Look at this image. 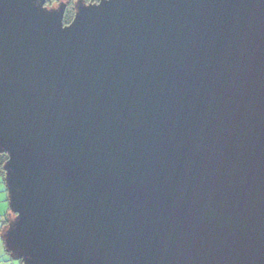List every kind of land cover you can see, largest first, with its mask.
Masks as SVG:
<instances>
[{
	"label": "water",
	"instance_id": "water-1",
	"mask_svg": "<svg viewBox=\"0 0 264 264\" xmlns=\"http://www.w3.org/2000/svg\"><path fill=\"white\" fill-rule=\"evenodd\" d=\"M0 0L5 251L22 264H264V0Z\"/></svg>",
	"mask_w": 264,
	"mask_h": 264
},
{
	"label": "rangeland",
	"instance_id": "rangeland-1",
	"mask_svg": "<svg viewBox=\"0 0 264 264\" xmlns=\"http://www.w3.org/2000/svg\"><path fill=\"white\" fill-rule=\"evenodd\" d=\"M63 1L66 2L67 0H63ZM76 1L77 0L71 1L73 6L71 5V7L69 8L70 11L73 9ZM85 3L87 4L88 2H85ZM45 6L56 7L57 3H53L51 5H45ZM74 11H75V8H74ZM12 216L13 215L9 213L8 201H7V191L5 188V184L3 182V178L0 177V264H20L19 260H14L9 257V254L5 251L3 240H2V232L6 226V225H3L5 222V219H10Z\"/></svg>",
	"mask_w": 264,
	"mask_h": 264
},
{
	"label": "trees",
	"instance_id": "trees-1",
	"mask_svg": "<svg viewBox=\"0 0 264 264\" xmlns=\"http://www.w3.org/2000/svg\"><path fill=\"white\" fill-rule=\"evenodd\" d=\"M68 3H67V7L65 9V13H64V18H63V23L64 24H67L71 21L72 17H73V14H74V7L73 9L70 11L69 8L71 7V5L73 6V4L71 3V1L73 0H67ZM66 1V2H67ZM85 2H90V3H95V2H98L99 0H84ZM58 1L57 0H46L44 5H51L53 3H57ZM7 160V155L5 153H0V177L3 178V182H4V170H3V164L4 162ZM7 223V219H5V222L3 225H6ZM20 264H22L20 262Z\"/></svg>",
	"mask_w": 264,
	"mask_h": 264
},
{
	"label": "flooded vegetation",
	"instance_id": "flooded-vegetation-1",
	"mask_svg": "<svg viewBox=\"0 0 264 264\" xmlns=\"http://www.w3.org/2000/svg\"><path fill=\"white\" fill-rule=\"evenodd\" d=\"M67 3H68V1L66 2V7H67ZM75 12V11H74Z\"/></svg>",
	"mask_w": 264,
	"mask_h": 264
},
{
	"label": "crops",
	"instance_id": "crops-1",
	"mask_svg": "<svg viewBox=\"0 0 264 264\" xmlns=\"http://www.w3.org/2000/svg\"><path fill=\"white\" fill-rule=\"evenodd\" d=\"M4 256V255H3Z\"/></svg>",
	"mask_w": 264,
	"mask_h": 264
}]
</instances>
